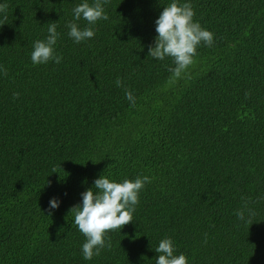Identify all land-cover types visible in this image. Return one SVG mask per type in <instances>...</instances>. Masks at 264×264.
Returning a JSON list of instances; mask_svg holds the SVG:
<instances>
[{
  "label": "trees",
  "instance_id": "trees-1",
  "mask_svg": "<svg viewBox=\"0 0 264 264\" xmlns=\"http://www.w3.org/2000/svg\"><path fill=\"white\" fill-rule=\"evenodd\" d=\"M82 2L0 0V264H155L164 238L188 264H264V0H178L214 41L174 83L172 58L148 56L172 0H109L76 43ZM51 23L61 62L34 65ZM101 175L151 182L85 260L70 209Z\"/></svg>",
  "mask_w": 264,
  "mask_h": 264
},
{
  "label": "clouds",
  "instance_id": "clouds-1",
  "mask_svg": "<svg viewBox=\"0 0 264 264\" xmlns=\"http://www.w3.org/2000/svg\"><path fill=\"white\" fill-rule=\"evenodd\" d=\"M109 0H94L89 4L88 0L73 8L74 21L68 23L70 29L68 36L74 42L80 43L95 36L92 25L99 20H107L109 17L105 12L103 5ZM8 5L0 4V12H7ZM195 13L190 3L180 4L178 0H172L170 4L163 7L162 12L155 21L156 33L154 46H150L148 56L164 60L165 57H171L174 67L168 71L172 74L169 78L170 83L187 75V70L194 65L195 57L198 55L197 47L203 43L206 46H212L214 35L211 31L201 27L198 22H194ZM81 18L87 21L89 27L79 28L75 21ZM4 19H7L5 15ZM4 24V23H0ZM48 36L46 40H37L34 42L31 53V61L34 65L45 64L54 61L59 64L62 57L56 55L55 46L60 33L57 32V24L51 23L48 26ZM6 75V70H4ZM190 78V77H189ZM122 81L118 78L116 85L121 86ZM14 96H19L15 93ZM125 97L132 104L135 98L132 92L125 89ZM52 172H56L53 170ZM148 176L137 177L135 180L124 179L122 182L111 180L101 175L94 181L93 188H89L83 193L82 203L73 206L70 211L74 213V223L78 230L86 237V242L82 245V254L85 260L92 259L93 256H99L104 248H111L110 237L107 233L119 230L133 221V213L136 205L139 203V193L146 183H150ZM59 206V201L52 198L49 201V207L55 209ZM247 202L243 208L236 212L240 220L245 219V210ZM249 215H252L251 209H247ZM250 225L251 220L247 221ZM107 237V240H106ZM155 251L159 253L155 264H188L187 257L181 253L174 255L175 246L171 238L162 239Z\"/></svg>",
  "mask_w": 264,
  "mask_h": 264
}]
</instances>
